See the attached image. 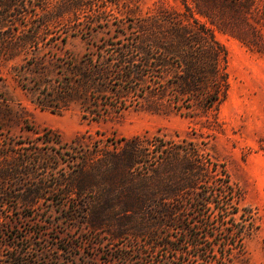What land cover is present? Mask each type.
Here are the masks:
<instances>
[{
  "label": "rangeland",
  "instance_id": "374dc122",
  "mask_svg": "<svg viewBox=\"0 0 264 264\" xmlns=\"http://www.w3.org/2000/svg\"><path fill=\"white\" fill-rule=\"evenodd\" d=\"M42 1L51 5L58 0H35L12 9L8 21L19 29L10 32L18 35L38 24ZM83 1L93 4V12L82 4L77 22L68 28L52 27L55 33L75 31L65 43L51 40L54 34L44 35L47 44L39 50L28 48L9 60L0 59V146L31 141L53 129L63 143L53 145L63 153L61 166L66 169L64 159L77 156L81 161L89 151H100L106 144L112 147V142L122 144V137L141 135L151 141L152 149L155 143L169 145L172 140L198 147L226 168L241 193L239 212L252 215L233 261L218 250L207 264H264V0ZM92 18L94 29L88 31ZM194 19L211 26L228 52L229 89L216 117L184 114L167 97L153 93L147 86L150 77L138 72L148 51L154 65L159 52L155 46L183 35L184 28L195 26ZM174 43L180 44L176 38ZM168 62V70H179L177 63ZM121 63L126 65L123 72L118 71ZM67 83L71 92L58 102L56 97L64 95ZM40 97H53V104H64L62 110L42 109L36 103ZM95 103L107 108L98 119L85 111ZM45 150L41 153L47 154ZM33 187V181H7L5 191L19 196ZM69 205L61 190L33 207L8 200L0 224L13 221L14 233L30 238L39 252L48 248L51 256H59L60 264H132L119 257L131 253L123 248L127 239L111 242L107 235L91 233L81 220L67 218ZM66 241L79 246L68 250Z\"/></svg>",
  "mask_w": 264,
  "mask_h": 264
},
{
  "label": "trees",
  "instance_id": "16d2710c",
  "mask_svg": "<svg viewBox=\"0 0 264 264\" xmlns=\"http://www.w3.org/2000/svg\"><path fill=\"white\" fill-rule=\"evenodd\" d=\"M34 1L0 0V59L9 60L28 48L39 50L47 44L44 35L54 34L51 40L65 43L68 34L75 31L61 29L55 33L52 27L68 28L79 20L82 4L88 5L83 0H58L51 5L42 1L38 24L31 30L23 28L18 35L10 32L19 29L15 22L8 21L11 10ZM88 6L93 12V4ZM93 19L88 21V31L94 29ZM194 23L196 28H184L183 35L171 36L155 46L159 52L154 65L148 51L138 72L150 77L152 83L147 86L153 93L167 97L184 114L216 117L229 89L228 52L211 26L198 19ZM175 38L179 47L174 45ZM170 60L179 70H168ZM121 65L119 72L126 68ZM69 87L67 83L64 95L56 97L58 102L62 103L71 92ZM87 98L86 93L82 103ZM53 101V97H40L36 103L52 112L62 110L64 104ZM99 104L85 107L94 119L107 112ZM121 140L122 144L112 142V147L106 144L100 151H89L81 161L77 156L64 159L68 169L61 166L63 153L53 145L63 144L53 129H46L31 141L0 146V218L8 200L33 207L47 194L61 190L70 204L67 218L81 220L91 233L107 235L111 242L127 239L129 243L123 248L131 253L119 257L132 264H207L218 250L233 261L236 250L243 247L252 215L246 210L239 212L241 193L233 186L226 168H220L198 147L174 140L169 145L155 143L153 149L151 141L141 135ZM42 149L47 154L43 155ZM62 168L65 173H60ZM7 181H33L34 187L18 196L5 191ZM15 227L13 221L0 224V264H60L59 256H51L46 247L39 252L30 238L13 232ZM66 246L70 250L79 245L66 241Z\"/></svg>",
  "mask_w": 264,
  "mask_h": 264
}]
</instances>
